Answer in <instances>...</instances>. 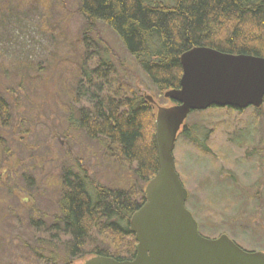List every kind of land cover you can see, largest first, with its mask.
<instances>
[{"label":"rangeland","instance_id":"374dc122","mask_svg":"<svg viewBox=\"0 0 264 264\" xmlns=\"http://www.w3.org/2000/svg\"><path fill=\"white\" fill-rule=\"evenodd\" d=\"M77 9V0H0V98L11 111L6 125L0 124V264H46L50 250L56 255L51 264H63L68 237L61 232L57 246L40 257L35 251L58 214L59 181L67 170L86 169L101 186L123 187L131 180L70 120L81 106L73 102L72 87L85 48L86 25ZM97 28L104 43L94 45L99 56L90 60L104 56L102 45L108 46L120 82L171 107L112 30ZM259 112V120L252 108L196 112L185 125L194 127L200 141L205 135L204 148L178 136L173 155L199 232L207 238L226 234L245 249L264 252V107Z\"/></svg>","mask_w":264,"mask_h":264},{"label":"trees","instance_id":"16d2710c","mask_svg":"<svg viewBox=\"0 0 264 264\" xmlns=\"http://www.w3.org/2000/svg\"><path fill=\"white\" fill-rule=\"evenodd\" d=\"M77 1L78 14L86 25L81 38L85 48L76 71L78 80L74 79L71 89L73 102L81 106L76 111L77 118L72 114L70 120L90 141L102 146L113 164L127 169L131 180L123 187L101 186L86 169L67 170L59 181L58 214L52 225L46 227V241L37 243L40 250L35 255L43 256V250L57 246L61 232L68 237L63 264L94 256L131 261L137 243L129 221L144 204V188L158 170L153 139L155 109L144 96L117 79L107 57L108 46L106 49L102 45L104 56L91 61L98 54L94 45L104 43L97 25L112 30L161 97L180 88L179 59L194 48L264 58V0ZM90 35L98 39L92 42ZM263 107L264 100L260 108H252L255 120H259V109ZM220 109L246 111L229 107H211L207 111ZM10 112L8 103L0 98V124L6 125ZM193 130L186 124L179 136L205 146V135L200 141ZM2 144L0 135V163ZM202 162L199 160L197 165L200 167ZM176 171L180 176L177 166ZM233 194L240 197L238 192ZM32 223L44 227L42 221ZM49 254L51 262L47 260L46 264L56 262L55 252L50 250Z\"/></svg>","mask_w":264,"mask_h":264},{"label":"water","instance_id":"95a60500","mask_svg":"<svg viewBox=\"0 0 264 264\" xmlns=\"http://www.w3.org/2000/svg\"><path fill=\"white\" fill-rule=\"evenodd\" d=\"M180 88L164 93L174 102L157 107L154 147L158 170L144 188L145 202L131 216L136 240L132 261L95 256L82 264H264V253L246 252L226 235L211 240L199 234L186 209L188 197L175 170L177 135L190 113L211 107L260 108L264 100V58L229 55L198 47L182 54ZM154 103L150 96H145Z\"/></svg>","mask_w":264,"mask_h":264},{"label":"flooded vegetation","instance_id":"af4514ba","mask_svg":"<svg viewBox=\"0 0 264 264\" xmlns=\"http://www.w3.org/2000/svg\"><path fill=\"white\" fill-rule=\"evenodd\" d=\"M190 211V210H189ZM192 214V213H191ZM192 216H193V218L195 219V221L197 222V225H198V229L200 230V226H199V222H198V220H197V218H196V216L194 217V215L192 214ZM206 237V236H205ZM232 240V239H231ZM234 242V241H233ZM236 244V243H235ZM238 245V244H237ZM249 252H253V251H255V250H248Z\"/></svg>","mask_w":264,"mask_h":264}]
</instances>
